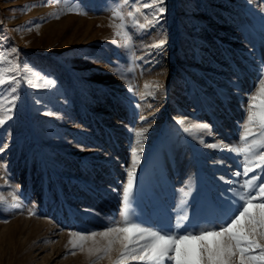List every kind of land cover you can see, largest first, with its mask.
<instances>
[{"label":"rangeland","instance_id":"374dc122","mask_svg":"<svg viewBox=\"0 0 264 264\" xmlns=\"http://www.w3.org/2000/svg\"><path fill=\"white\" fill-rule=\"evenodd\" d=\"M75 3L86 14L61 12L58 0H0V54L16 48L21 63L56 82L51 89L21 83L15 107L4 113L12 119L0 126V145H7L0 177L9 181L0 178V200L10 204L15 191L21 207L0 203V264H91V242L83 252L73 249L69 234L102 231L120 218L141 127L150 125L133 209L148 226L167 230L181 214L189 228L217 222L235 199L230 189L246 179L234 175L243 171L242 154L205 145L244 147V105L264 62V0H165L166 12L147 34L127 16L139 6L150 18L139 3ZM115 11L129 24L131 52L115 36ZM162 36L163 49L146 47ZM146 82L163 88L144 96ZM10 98L6 83L0 104L9 107ZM185 117V125L177 123ZM189 123H206L211 131L184 133ZM252 131L248 143L264 130L253 125ZM117 254L96 264H112Z\"/></svg>","mask_w":264,"mask_h":264},{"label":"snow or ice","instance_id":"6c2138e0","mask_svg":"<svg viewBox=\"0 0 264 264\" xmlns=\"http://www.w3.org/2000/svg\"><path fill=\"white\" fill-rule=\"evenodd\" d=\"M58 2L62 4L61 12L86 14L75 0H58ZM123 2L125 5L139 3L143 8L150 10V18L139 6L127 13V16L131 18V27L138 28L145 34L150 28L160 23L167 10L165 0H123ZM141 17L144 18V22H141ZM114 19L120 21L119 24L113 25L117 29L115 36L120 37L121 46L131 52L134 47L133 35L128 31L129 24L125 23V16L120 11H115ZM113 43L116 41L114 40ZM166 43V36H162L146 47L149 50L163 49ZM17 51L16 48H12L8 56L0 54V87L7 83L11 94L8 101L9 107L4 108L0 104V109H3V113H0V126L12 119L11 115L4 113H11L15 107V102L19 99L18 90L21 83H26L33 89H51L56 83L34 67L21 63L14 55ZM5 62L7 67L3 66ZM257 81L258 85H255L254 90L247 94L248 102L244 105L247 122L243 125L244 136L240 138L245 142L244 147L223 142L205 145L209 148L226 149L243 155V171L234 175L243 176L246 179L240 184L239 189H230L235 199L229 204L230 211L223 219L189 228L184 223L188 220V216L181 214L175 225L165 230L148 226L135 215L133 190L136 169L144 150L143 141L149 131V125V127L135 130V141L138 147L132 148L131 151V167L127 169V182L123 185L120 218L113 220L112 226L102 231H92L89 234L71 232L69 235L72 239L68 243L72 245V248H79L83 252L85 245L90 241L91 246L87 248V253L90 257H94L91 264H96L97 261L110 256L113 251L118 254L112 264H128L129 261H139L143 264H264V152L259 151L264 149V131L260 133L259 140L253 139L251 143L247 142V138L254 135L253 125L264 130V62L257 68ZM144 88L146 90L144 96L155 97L163 88V84L146 82ZM132 90V86L129 85V91ZM47 114L54 115V113ZM140 119L147 120L143 116ZM186 120V117L178 119L177 123L183 126ZM182 130L184 133L195 132L199 135L210 133L211 127L206 123H189ZM6 147V144L0 145V151ZM253 157L259 162L254 163ZM5 167L3 163H0V170ZM257 169L259 174L249 176V173H256ZM0 178L5 179V184L9 183L6 176ZM183 195L186 197L189 193L184 192ZM0 203L12 208L21 207L19 194L15 191L11 194L10 204L7 200H0ZM29 214L36 213L30 211ZM97 237L100 239L98 240ZM72 254L74 255L75 252Z\"/></svg>","mask_w":264,"mask_h":264}]
</instances>
